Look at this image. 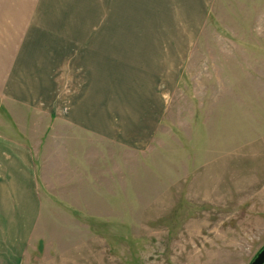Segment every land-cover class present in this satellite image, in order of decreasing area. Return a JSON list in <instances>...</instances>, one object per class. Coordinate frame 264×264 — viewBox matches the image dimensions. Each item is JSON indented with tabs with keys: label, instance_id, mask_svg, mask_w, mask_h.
I'll use <instances>...</instances> for the list:
<instances>
[{
	"label": "rangeland",
	"instance_id": "obj_1",
	"mask_svg": "<svg viewBox=\"0 0 264 264\" xmlns=\"http://www.w3.org/2000/svg\"><path fill=\"white\" fill-rule=\"evenodd\" d=\"M169 2H49L66 76L51 114L1 111L2 135L31 150L39 203L32 224L26 196L0 203V253L250 264L264 247V0Z\"/></svg>",
	"mask_w": 264,
	"mask_h": 264
},
{
	"label": "crops",
	"instance_id": "obj_2",
	"mask_svg": "<svg viewBox=\"0 0 264 264\" xmlns=\"http://www.w3.org/2000/svg\"><path fill=\"white\" fill-rule=\"evenodd\" d=\"M50 1L4 0V3H0V126L5 120L11 125L14 123V117L8 118L7 113L3 116L2 109L12 112L14 107L21 109V112L46 110L50 113V109L55 108L58 92L63 90L60 86L62 81L57 80V77L66 76V48H62L65 42L61 44L58 36V43L50 45L55 39L56 21H53V14L63 10L50 4ZM169 1V4H175L174 0ZM207 2L203 0L198 10L202 11L201 8ZM176 3L185 8L192 0H176ZM57 21L60 23L63 20ZM92 42L90 38L86 45L88 48L84 57L87 59L97 55V48L91 47ZM105 54L110 68L113 56L108 58V52ZM103 69H108L107 64ZM93 110L90 107L88 120H83L88 122L90 129L97 131V110ZM13 139L5 137L0 131V199H4L0 203L14 204L17 203L13 200L16 197L26 196V203L33 208L25 219L32 224L39 203L38 193L35 192L37 187L33 157L25 142H12ZM19 261V252L0 253V264H19Z\"/></svg>",
	"mask_w": 264,
	"mask_h": 264
},
{
	"label": "water",
	"instance_id": "obj_3",
	"mask_svg": "<svg viewBox=\"0 0 264 264\" xmlns=\"http://www.w3.org/2000/svg\"><path fill=\"white\" fill-rule=\"evenodd\" d=\"M250 264H264V247L258 252Z\"/></svg>",
	"mask_w": 264,
	"mask_h": 264
}]
</instances>
